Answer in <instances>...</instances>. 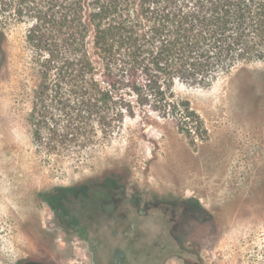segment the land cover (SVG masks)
Returning a JSON list of instances; mask_svg holds the SVG:
<instances>
[{
  "label": "rangeland",
  "instance_id": "1",
  "mask_svg": "<svg viewBox=\"0 0 264 264\" xmlns=\"http://www.w3.org/2000/svg\"><path fill=\"white\" fill-rule=\"evenodd\" d=\"M26 31L0 34V264H264V62L179 82L202 120L188 132L152 113L93 148L48 155L28 122ZM106 177L117 184L95 188L107 211L86 235L45 199Z\"/></svg>",
  "mask_w": 264,
  "mask_h": 264
},
{
  "label": "trees",
  "instance_id": "2",
  "mask_svg": "<svg viewBox=\"0 0 264 264\" xmlns=\"http://www.w3.org/2000/svg\"><path fill=\"white\" fill-rule=\"evenodd\" d=\"M18 23L27 26L37 71L28 122L48 155L93 148L127 118L152 113L188 132L202 120L176 93L179 82L210 85L264 62V0H0L3 40ZM115 184L106 177L58 187L45 199L65 226L86 235L90 219L107 211L95 188Z\"/></svg>",
  "mask_w": 264,
  "mask_h": 264
}]
</instances>
